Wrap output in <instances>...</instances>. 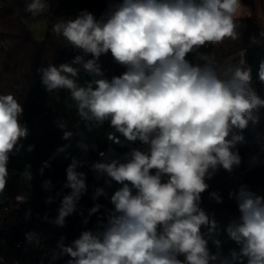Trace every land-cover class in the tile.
<instances>
[{"label": "clouds", "instance_id": "obj_1", "mask_svg": "<svg viewBox=\"0 0 264 264\" xmlns=\"http://www.w3.org/2000/svg\"><path fill=\"white\" fill-rule=\"evenodd\" d=\"M246 8L241 0H118L100 19L83 10L52 26L55 35L81 54L71 63L37 69L45 90L68 91V107L74 104L84 120L97 125L109 121L127 141L148 146L147 151L132 149L124 162L91 165L97 179L121 185L110 198L113 209L102 231L85 230L70 245L61 236L52 261L67 255L66 264H264V196L243 185L229 194L240 212L239 220L224 229L239 245L229 257L210 252V240L217 248L221 245L220 229L200 207L201 194L209 187L206 180L220 168L232 172L240 164L236 146L245 142L243 130L259 123L264 108V99L251 87L243 50L238 60L222 63L200 51L239 39ZM48 10L49 0H25L24 11L33 18ZM259 37L264 38V31ZM109 52L125 69L111 79L98 63ZM192 54L195 62L188 59ZM81 70L92 77L83 86L77 82ZM258 76L264 82V60ZM23 111L14 93L0 94V194L9 179L10 156L19 153L20 141L29 135L21 122ZM57 124L66 129L63 121ZM72 136L65 130L62 138ZM77 146L88 148L82 141ZM79 166L83 162L73 158L66 169L63 187L71 192L49 221L58 227L65 226L87 190ZM19 175L30 182L31 165ZM43 188L51 190V181L45 180ZM101 195H106L104 189L97 188L94 198ZM211 197L222 202L218 193ZM28 198L19 194L15 199L24 203ZM52 202L48 197L46 203ZM101 207L96 204L89 215ZM25 237L28 244L40 241L35 232Z\"/></svg>", "mask_w": 264, "mask_h": 264}, {"label": "trees", "instance_id": "obj_2", "mask_svg": "<svg viewBox=\"0 0 264 264\" xmlns=\"http://www.w3.org/2000/svg\"><path fill=\"white\" fill-rule=\"evenodd\" d=\"M4 7L0 13V40L6 42L7 47L0 50V94L14 93L23 106L21 122L29 129V135L22 139L23 145L19 153L10 156L8 169L14 171L9 173L5 193H8L6 201L0 206V213L3 211L8 200L22 207V211L33 217L38 227L57 245L61 236L65 237L64 244L70 245L77 239L74 234V227L71 216L66 217L64 227H58L49 221L54 220L58 215V209L47 206L42 197L44 194L43 182L50 180L59 187L55 188L54 196L60 197L70 194L71 189L64 188L67 181L66 169L70 163L57 161V147H64L66 150L77 142L71 121L76 120L75 111L68 107V91L56 90L49 93L41 83V75L37 69L47 67L49 63L60 65L71 63L76 55L81 54L79 50L72 48L62 36L52 32V26L60 19H72L81 11L87 10L97 19H100L109 8L110 3L118 0H52L50 10L35 17L45 18L48 22V29L43 41L37 40L29 31L25 20L32 17L24 11L25 0H0ZM33 18V17H32ZM240 38L225 40L223 43L213 46V55L217 62L229 60L232 56L240 53L252 42V37L259 38V43L247 49L252 52L251 57L258 50L264 53V38L259 34L264 28L258 26L257 16L242 17L240 20ZM191 55L188 56V58ZM91 58V56L87 57ZM98 63L107 78L119 76L125 69L117 64L111 53L104 54L99 58ZM261 85L264 82L260 81ZM61 120L66 123V129L58 127L57 122ZM71 131L73 136L69 140L63 139L64 131ZM29 146H34L28 151ZM48 162L49 167H43ZM31 165V172L35 178L30 182L19 175L26 165ZM43 172L41 173V168ZM77 171L86 174L87 190L81 196L77 209L73 213L80 222L82 232L91 230L102 231L101 225L106 223L107 214L113 209L110 202L111 196L121 187L115 181L106 183L107 177H100L91 170V166L83 165ZM208 189L201 194L200 207L217 222L219 228L229 221H238L240 212L236 199L230 198V193H235L243 185L256 194L257 188L264 189V167L251 169L245 172L232 170L228 172L221 168L219 173L212 178ZM97 188H103L106 195L95 197ZM218 193L222 202L217 203L211 197V193ZM59 193V195H58ZM19 194H27L28 200L19 203L15 198ZM96 204L101 205L100 210L92 215L89 211ZM47 216V220L45 217ZM14 240L11 235H6L0 240V255L10 259L13 252ZM183 260V256L179 257ZM69 257L64 255L61 264H66Z\"/></svg>", "mask_w": 264, "mask_h": 264}, {"label": "built area", "instance_id": "obj_3", "mask_svg": "<svg viewBox=\"0 0 264 264\" xmlns=\"http://www.w3.org/2000/svg\"><path fill=\"white\" fill-rule=\"evenodd\" d=\"M3 7L4 4L0 1V13ZM5 47H7L6 42L0 40V50ZM243 51L245 54L248 52L247 48L243 49ZM104 76L107 78L106 74H104ZM251 87L255 90L257 95L264 99V85L254 81L252 78ZM259 115L260 121L258 124H250L247 129L243 130L245 142L237 144L236 146L241 157L240 164L233 168V170L237 172H245L251 169L264 167V108L260 109ZM75 116L76 126L74 128V133L77 137V142L70 148V150L74 152L68 163H71L73 158L83 162V165L89 166L97 161L106 162L111 159H119L121 162H124L132 149H139L141 151H147L148 149L147 145L139 141H127L111 127L109 121H105L102 125H97L94 122L84 120L78 114L77 110H75ZM81 141L88 145L87 150L77 146ZM219 170L213 174L212 178L219 173ZM8 171L10 174L14 173V171L10 169H8ZM33 178H35L34 175ZM56 187L59 186L52 183L51 190H45L43 188L44 194L42 201L53 209H58L61 205L60 197L54 196ZM59 189L62 190L60 187ZM256 194L264 196V189L261 187L257 188ZM5 196H8V193H5ZM48 197H53L52 203H46ZM71 220L74 227V234L79 237L82 233L80 222L75 214H72ZM231 222L232 221L227 222L225 226L227 227ZM29 232L39 234L40 241L37 245L27 243L25 234ZM6 235L12 236L14 248L13 252L10 253V259H7L4 255H0V257H3V261H0V264H61L63 256L55 261L51 260L52 250H56L57 245L38 227L33 217L25 214L22 211V207L19 204H15L10 199L0 213V240ZM234 249L239 251V245L232 241L230 251L220 254L221 257H229L230 252ZM210 252L215 254L212 250H210Z\"/></svg>", "mask_w": 264, "mask_h": 264}, {"label": "rangeland", "instance_id": "obj_4", "mask_svg": "<svg viewBox=\"0 0 264 264\" xmlns=\"http://www.w3.org/2000/svg\"><path fill=\"white\" fill-rule=\"evenodd\" d=\"M52 0H49V4L51 3ZM242 4L247 7L243 16L242 17H250L253 14H255L257 16V22H258V26L261 28H264V0H241ZM26 25L29 29V31L31 32V34L33 35V37L37 40L43 41L45 39L46 36V32L48 29V22L45 18H27L25 20ZM200 51L202 52H207L210 53L211 55H213V51H214V47L209 46L207 48H201ZM252 52H246L245 54V60L247 65L249 66L250 63V59H251V55ZM240 53L232 56L230 59L231 60H238L240 57ZM190 61L195 62V57L194 54H192L189 58ZM229 59V60H230ZM72 110L75 111V105L73 104L72 106ZM71 126L73 127V129L76 126V121L73 119L71 121ZM62 146H58V148H61ZM72 150H66L64 152H58L57 151V161L58 162H69L71 156L73 155ZM94 174H96L95 172H93ZM97 175V174H96ZM209 180H206V183H209ZM6 201V197L5 194H0V206L2 204H4ZM226 228L225 225H223L220 229V235H219V239L221 241V245L219 248L216 247V245L210 240L208 247L210 250H212L214 253L219 252V254L222 253H226L228 251H230L231 247H232V240H230L228 238V236L226 235V233L224 232V229Z\"/></svg>", "mask_w": 264, "mask_h": 264}, {"label": "water", "instance_id": "obj_5", "mask_svg": "<svg viewBox=\"0 0 264 264\" xmlns=\"http://www.w3.org/2000/svg\"><path fill=\"white\" fill-rule=\"evenodd\" d=\"M255 36L252 37V42L247 45V49H251L255 46ZM264 60V53L261 50H258L254 53V55L250 59L249 67L251 68V75L254 81L260 82L259 76H258V70H259V64L260 62ZM92 77L85 73L83 70L79 73L77 82L81 86L85 84V81H90ZM72 101L70 99V93H68V98H67V104H71Z\"/></svg>", "mask_w": 264, "mask_h": 264}]
</instances>
